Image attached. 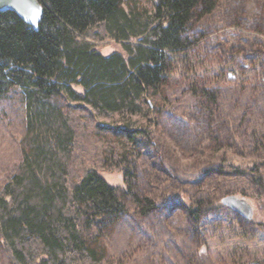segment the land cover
Returning <instances> with one entry per match:
<instances>
[{
    "label": "trees",
    "instance_id": "trees-1",
    "mask_svg": "<svg viewBox=\"0 0 264 264\" xmlns=\"http://www.w3.org/2000/svg\"><path fill=\"white\" fill-rule=\"evenodd\" d=\"M39 1L35 28L0 11V106L16 88L24 111L21 158L0 187V244L14 264H99L101 241L125 214V199L144 213L156 205L131 182L119 188L93 167H81L78 175L79 128L91 117L142 114L175 62L194 72L187 59L199 34L195 25L220 0H155L151 11L131 0ZM103 36L121 50H97L89 38ZM193 75L188 89L201 113L211 115L216 89L198 85ZM99 127L131 144L140 133L150 142L148 131L127 122ZM188 209L197 218L200 203L189 201Z\"/></svg>",
    "mask_w": 264,
    "mask_h": 264
},
{
    "label": "rangeland",
    "instance_id": "rangeland-1",
    "mask_svg": "<svg viewBox=\"0 0 264 264\" xmlns=\"http://www.w3.org/2000/svg\"><path fill=\"white\" fill-rule=\"evenodd\" d=\"M154 1L130 3L151 11ZM195 27L199 34L187 59L194 72L175 62L174 74L142 114L91 117L79 128L82 161L75 172L93 167L119 188L131 182L156 205L144 213L125 199V214L101 241L99 264H264V0H220ZM89 40L103 54L121 50L108 37ZM192 75L198 85L216 89L211 115L201 113L188 89ZM126 122L148 131L150 142L139 132L131 144L99 127ZM23 123L13 88L0 106V187L20 161ZM241 193L250 217L221 202ZM189 201L200 203L197 218ZM0 264H14L1 244Z\"/></svg>",
    "mask_w": 264,
    "mask_h": 264
},
{
    "label": "water",
    "instance_id": "water-1",
    "mask_svg": "<svg viewBox=\"0 0 264 264\" xmlns=\"http://www.w3.org/2000/svg\"><path fill=\"white\" fill-rule=\"evenodd\" d=\"M4 10L14 12L21 20L35 28L42 14V4L39 0H0V11ZM221 202L243 217L252 215L250 203L242 197L228 194L221 198Z\"/></svg>",
    "mask_w": 264,
    "mask_h": 264
}]
</instances>
